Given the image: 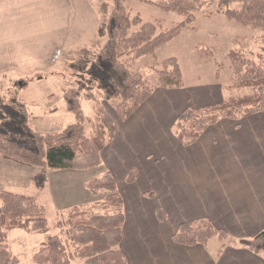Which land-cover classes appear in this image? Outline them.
Segmentation results:
<instances>
[{
  "label": "crops",
  "instance_id": "crops-1",
  "mask_svg": "<svg viewBox=\"0 0 264 264\" xmlns=\"http://www.w3.org/2000/svg\"><path fill=\"white\" fill-rule=\"evenodd\" d=\"M1 1L0 74L39 76L31 84L57 77L75 0ZM225 96L221 83L158 87L131 118H114L115 138L102 151L101 165L124 200L121 248L128 264H264V252L240 242L264 229V112L239 121L221 118L189 146L174 133L186 107L220 103ZM132 169L138 177L128 183ZM201 219L230 237H214L205 247L173 241L182 223Z\"/></svg>",
  "mask_w": 264,
  "mask_h": 264
},
{
  "label": "trees",
  "instance_id": "trees-1",
  "mask_svg": "<svg viewBox=\"0 0 264 264\" xmlns=\"http://www.w3.org/2000/svg\"><path fill=\"white\" fill-rule=\"evenodd\" d=\"M143 2L175 12L184 19L164 29L157 20H143L140 14H131L123 0H113L112 9L108 3H104L105 12L110 13L99 29L104 44L94 58L80 57L71 62L77 85L63 92L66 109L75 115L76 122L58 133L37 132L29 124L27 103L17 97L11 109L21 118H14L10 112L8 118H0V154L5 159L53 169L84 170L100 166L102 151L115 138L116 124L108 109L97 99L95 90L102 91L108 100L118 99L114 111L119 119L126 121L151 97L156 88L185 87L183 69L178 59L170 57L158 61L156 52L185 30L194 28L192 25L204 6L203 2ZM235 3L240 4V7L233 8ZM218 6L229 20L264 29V0H219ZM145 56L154 58L151 68L158 75L155 86L130 66L131 60ZM227 64L232 68L236 80L226 87L223 85L225 93H229L225 99L198 108L186 107L178 115L174 133L183 145L194 144L210 125L221 118L239 121L264 112V66L234 49L228 53ZM235 88L251 90V93L236 97L231 94V89ZM85 96L96 103L95 115L90 118L94 124L91 133H88L85 126L86 115L81 101ZM14 122L18 123L17 127L12 126ZM137 177L136 169H132L126 180L133 183ZM35 180L37 187L43 189L47 176L41 172ZM86 188L94 193L106 192L105 198L99 203L103 207L102 212H89L87 206L91 203L72 208L68 218L57 222L60 233L47 235L41 243L33 257L36 264H72L75 258L84 260L85 264H128L127 256L121 248L126 219L124 200L114 176L109 170H104L102 176L89 180ZM47 212L48 209L35 196L0 190V264H21L9 246L3 243L6 232L23 229L30 233H45L49 225ZM158 214L161 219L166 218L162 211ZM63 235L67 237L70 247L62 238ZM214 237L225 241L230 234L216 228L210 220L201 219L182 223L172 239L185 246L205 247ZM240 242L254 253L264 252V229Z\"/></svg>",
  "mask_w": 264,
  "mask_h": 264
},
{
  "label": "rangeland",
  "instance_id": "rangeland-1",
  "mask_svg": "<svg viewBox=\"0 0 264 264\" xmlns=\"http://www.w3.org/2000/svg\"><path fill=\"white\" fill-rule=\"evenodd\" d=\"M123 1L129 7L131 14L138 13L143 20H157L164 29L184 19L175 12L148 5L143 0ZM200 1L204 6L197 13L192 25L194 28L185 30L180 36L160 47L156 52L157 60L163 61L176 57L183 69L185 84L189 87L198 84L215 85L216 83H221L226 87L233 84L236 77L232 68L228 67L229 63L227 64L228 53L232 49L242 52L246 57L264 66V29H255L229 20L219 10V0ZM104 3H108L109 8L112 9L113 0H75L74 25H72L71 33L63 49L59 50L56 66L57 77L47 82L31 84L34 78L37 80L39 76L21 78L13 73L0 74V118L9 116L8 112L18 120L21 118L15 110L11 109L18 97L27 103L30 113L29 124L37 132L58 133L69 124L76 122L75 115L66 109L63 92L77 85L76 74L74 75L75 72L70 67L71 62L80 57L94 58L104 44L99 29L110 14L105 12ZM232 7H240V4L235 3ZM153 62L154 58L145 56L131 60L129 63L134 71L142 73L145 79L155 86L158 83V75L151 68ZM43 76L44 74H41L40 77L43 78ZM95 93L101 104L117 120L119 117L114 111V104L118 99L108 100L100 90H95ZM249 93L251 90L231 89V94L236 97ZM47 94L51 95L48 97ZM226 94L229 93L226 92ZM81 101L86 115V130L91 133L94 124L90 118L95 115L96 103L86 99V96L82 97ZM7 107H10L11 111ZM17 124L14 122L12 126L17 127ZM104 169L102 165L84 170L43 168L8 160L0 154V190L35 196L39 203L48 209L47 232L30 233L23 229L6 232L3 243L9 246L21 264H36L33 257L41 243L47 235L60 233L57 222L68 218L69 211L75 206L91 203L87 206L89 212L97 214L102 212L103 207L99 203L105 198L106 192H91L86 188V183L102 176ZM41 172L47 176L43 189L37 187L35 180L36 175ZM94 204L95 206H92ZM62 238L70 247L67 237L63 235ZM72 264H85V261L75 258Z\"/></svg>",
  "mask_w": 264,
  "mask_h": 264
}]
</instances>
